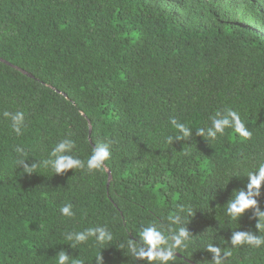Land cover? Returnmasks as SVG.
<instances>
[{
	"label": "trees",
	"instance_id": "1",
	"mask_svg": "<svg viewBox=\"0 0 264 264\" xmlns=\"http://www.w3.org/2000/svg\"><path fill=\"white\" fill-rule=\"evenodd\" d=\"M242 6L257 10L251 0H0V264H59L62 251L66 264H149L129 248L148 226L188 233L167 264H213L210 245L222 264H264V243L230 242L264 240V182L256 209L228 212L264 164V38L240 27ZM229 110L250 138L207 137ZM65 140L62 154L85 165L97 145L110 156L101 169L55 173L43 162ZM98 227L111 241L67 238Z\"/></svg>",
	"mask_w": 264,
	"mask_h": 264
},
{
	"label": "clouds",
	"instance_id": "2",
	"mask_svg": "<svg viewBox=\"0 0 264 264\" xmlns=\"http://www.w3.org/2000/svg\"><path fill=\"white\" fill-rule=\"evenodd\" d=\"M257 7V10L253 8L246 9L242 6L239 10L237 17L241 20L240 27H248L253 32H256L257 37L264 38V0H251ZM249 6V5H248ZM8 116L9 113H5ZM220 116V113H217ZM13 122V130L19 134L20 125L23 121V113L17 112L15 115L11 116ZM171 124L175 127L178 133H182L183 137L186 138L190 135L189 128L182 123H177L175 119L171 120ZM225 128H233L236 133H238L242 138H250L251 132L247 130L243 122L240 120L239 115L229 110L227 115L222 118H213L211 127L207 128V137L211 139H216L217 135H223ZM204 129L198 128V134H203ZM178 138H180L178 136ZM172 140V137H169ZM73 147L72 141H62L60 142L51 152L50 158L44 161V165L51 167L55 173H61L68 169L87 167L89 170L101 169L104 162L109 158L110 151L108 144L97 145L91 156L88 158L86 165L83 161L73 158L70 155H65ZM24 163V161H23ZM27 167V166H25ZM248 184L246 186L247 190H240L233 193V198L228 202V212L234 218H239L246 209L252 208L256 209L257 200L254 197L259 196V189L262 182H264V164H261L255 172L249 173ZM61 213L65 216H71L73 213L71 211V205L66 204L60 209ZM260 211H256L258 213ZM178 219V218H176ZM89 236H95L97 242L103 244L105 241H111L112 235L107 232L105 228H90L86 232L69 234L68 239L73 238L77 242H83L88 239ZM188 238V233L185 231L184 227H181L178 232L174 233L172 236L168 237L163 234L154 226H148L143 228L139 233V240L130 242L129 248L137 259L147 260L149 264L153 261H159V264H167L168 261L175 257L176 247L184 246L185 241ZM233 245H237L243 242L254 243L257 246L264 243V240L253 236L246 232H235L233 233L230 241ZM213 253V264H222L223 257L220 255V249L213 245H210L207 249ZM231 255L230 252H225L224 256ZM101 261V257L99 258ZM68 260V254L62 251L59 255V264H66ZM102 262V261H101Z\"/></svg>",
	"mask_w": 264,
	"mask_h": 264
},
{
	"label": "water",
	"instance_id": "3",
	"mask_svg": "<svg viewBox=\"0 0 264 264\" xmlns=\"http://www.w3.org/2000/svg\"><path fill=\"white\" fill-rule=\"evenodd\" d=\"M107 172H108V170H107ZM109 173V172H108ZM110 174V173H109ZM109 179H108V183H109V181H110V179H111V177H110V175H109V177H108Z\"/></svg>",
	"mask_w": 264,
	"mask_h": 264
}]
</instances>
